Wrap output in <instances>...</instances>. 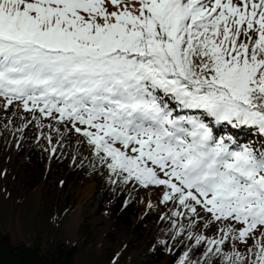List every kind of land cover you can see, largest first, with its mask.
I'll return each instance as SVG.
<instances>
[{
	"label": "snow or ice",
	"instance_id": "obj_1",
	"mask_svg": "<svg viewBox=\"0 0 264 264\" xmlns=\"http://www.w3.org/2000/svg\"><path fill=\"white\" fill-rule=\"evenodd\" d=\"M13 106L82 137L109 183L158 190L179 264H264V143L214 131L264 138V0H0Z\"/></svg>",
	"mask_w": 264,
	"mask_h": 264
},
{
	"label": "trees",
	"instance_id": "obj_2",
	"mask_svg": "<svg viewBox=\"0 0 264 264\" xmlns=\"http://www.w3.org/2000/svg\"><path fill=\"white\" fill-rule=\"evenodd\" d=\"M246 133L248 137L252 134L250 139L253 141L258 140L256 138L261 139V136L254 131L246 130ZM24 150L17 155L18 160L23 158L21 172L24 173L22 176L25 179L19 187L9 186L11 172L10 176H7L8 172H1L0 200L2 198L4 200L3 203L0 202V207L15 213L24 208L29 213L36 212V219L32 213V219L28 217L18 221V225L19 223L28 225V228H32L36 235L33 242L28 243L19 234L14 238L9 231H0V264H77L78 255L82 251L86 253L85 264H114V262L115 264H137L130 259V247L131 249L137 247L138 239L142 238L144 241L148 239L149 246L145 252L148 259L138 264H157L163 260H166L167 264H179L186 249V240L180 242L179 239L171 238L173 234L171 220L162 219L166 215L151 210L142 217L140 223L135 224L134 219L139 214V206L136 196L129 191V186L132 185L109 183V173L95 166L96 159L93 154L90 163L80 156L73 161L70 156L60 155L56 158L59 155L58 152L54 157L41 145L31 148L27 146ZM16 175L19 178L21 176L18 172L14 174ZM90 179L96 181L94 199L99 205V210L114 220L113 229L119 232L132 229L136 236L125 246L118 242L115 243L117 244L115 250L111 247H104L101 251L96 250L94 246L87 248L94 242V235L91 226L84 222L80 229L79 244L69 245L62 240L60 227L69 209L68 205L71 204L69 194H64L66 185L72 183L77 186ZM43 180L45 186L37 196L36 188ZM33 195H35V207L27 206L26 200L32 199ZM13 218L14 216L9 218L10 224ZM149 224L152 228L147 229ZM42 237L45 238L46 243H42ZM108 238L111 241L114 240V232L108 234ZM199 254L197 252L196 257Z\"/></svg>",
	"mask_w": 264,
	"mask_h": 264
},
{
	"label": "rangeland",
	"instance_id": "obj_3",
	"mask_svg": "<svg viewBox=\"0 0 264 264\" xmlns=\"http://www.w3.org/2000/svg\"><path fill=\"white\" fill-rule=\"evenodd\" d=\"M37 115H39L37 113ZM49 121L41 120V125H47ZM54 127H60L63 136H59L54 130L49 129L48 127H37V121L32 119V114L28 112H24L22 110H17L15 106L9 107L7 110L0 108V176L1 172H8L7 176L11 178L9 181V186L14 188L15 185L18 187L21 185L25 179L22 174V159L18 160L17 155L20 152L25 151L24 149L27 146L34 147L41 145L42 147L47 148L48 150L52 146H57L56 152H58V157L60 155L70 156L73 161L74 158L80 156L83 160L87 162L92 161V153L89 150L87 144L83 143V138L74 132H68L64 129L62 125H55V122H52ZM27 124V127L24 125ZM221 126L216 127V135H227L232 134L237 139L238 133L239 136L242 137V129L235 130L232 128H228V126H222L223 130L226 133H223ZM227 127V128H226ZM232 129V130H231ZM238 131V133H237ZM51 135L53 137V144L49 145L47 140L43 138V136ZM251 137L252 134H249ZM248 137V138H249ZM255 138V137H253ZM256 138L255 142L247 141L241 142L237 139V141L241 145L254 143L257 147H259L262 143H264V138L260 137ZM55 157V155H53ZM71 161V164H72ZM19 167L21 169H19ZM16 172L20 173L21 176H14ZM14 176V177H13ZM45 186L44 180L41 185L36 188V195L38 196L41 189ZM129 191L133 193L138 201L139 206V214L134 219L135 224L140 223L142 217L149 211L154 210L156 212L161 213L162 215H166L169 213V206L163 205L160 203V193L155 189H145L129 186ZM96 192V181L95 180H87L85 183H81L77 186H74L72 183H67L64 194H69L71 199V204L68 205L69 209L66 212L60 230L62 231V240L69 245L80 243L81 234L80 229L81 225L89 224L92 228V233L94 235V242L88 245L87 248L94 246L96 250H100L104 247H111L113 250L117 247L115 243L125 244L130 242L132 238H136L133 234L132 229H125L122 231H115L113 229V219L106 216L102 211L99 210V205L95 201L94 196ZM4 198L0 200L3 203ZM27 206H34L35 203V195L32 196V199L26 200ZM149 204L152 206L149 207ZM34 211V210H33ZM32 213L28 212L26 208L21 209L19 212L7 211L6 208L0 207V231H9L13 234L15 238L16 235H20L22 239H24L28 243L33 242V238L35 237V232L32 231V228H28V225L20 224L18 225V221L23 218L32 219ZM14 216L12 223H9V218ZM33 216L36 219V212L33 213ZM28 222V221H25ZM186 223V221H185ZM10 224V225H9ZM152 228V225L149 224L147 229ZM9 229V230H7ZM146 229V231H147ZM156 227L153 229L155 231ZM145 231V232H146ZM214 231V229H213ZM114 232V240H109L108 234H112ZM149 237V236H148ZM139 243L137 247H134L131 250L130 259L134 260L135 263H141L144 260H147L148 257L145 255V252L148 248V239L144 241V238L138 239ZM186 240V239H185ZM42 243H46L45 238L42 237ZM186 240V249L187 244H189ZM91 250V249H90ZM86 253L81 252L78 255L77 264H85ZM157 264H167L166 260H163Z\"/></svg>",
	"mask_w": 264,
	"mask_h": 264
}]
</instances>
